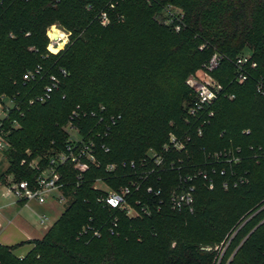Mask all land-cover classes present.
<instances>
[{"label": "trees", "instance_id": "16d2710c", "mask_svg": "<svg viewBox=\"0 0 264 264\" xmlns=\"http://www.w3.org/2000/svg\"><path fill=\"white\" fill-rule=\"evenodd\" d=\"M167 5L181 9L179 31L162 23ZM54 24L68 39L53 53L47 49V30ZM244 49L256 66L238 83L234 61ZM213 54L219 61L211 76L223 90L198 134L184 123V106L193 97L186 79ZM36 66L40 73L26 81ZM49 75L58 78L57 87L39 102L35 98ZM259 80L264 82V0H0V97H13L17 106L1 125L8 143L4 173L31 180L36 171L29 161L62 148L63 126L77 106L87 112L103 106L102 115L115 117L113 124L93 130L101 135L95 139L99 167H92L79 186L67 169L71 194L60 216L40 239L0 244V264H216L226 242V249L235 250L227 264H264V159L255 155L264 150ZM95 120H82L81 131ZM185 131L187 150L171 153L181 159L183 171L223 149L238 147L241 157L231 165L232 175L225 165L226 174L214 177L212 189L195 182L192 212L164 206L129 218L95 202L92 180L104 175L106 163L138 160L149 149L160 150L169 133ZM162 178L155 187L165 194L177 173L164 172ZM107 181L116 187L123 179ZM113 215L118 230L111 235L107 227ZM87 224L100 235L80 234ZM25 243L31 248L16 256L13 250Z\"/></svg>", "mask_w": 264, "mask_h": 264}, {"label": "built area", "instance_id": "2783aa9c", "mask_svg": "<svg viewBox=\"0 0 264 264\" xmlns=\"http://www.w3.org/2000/svg\"><path fill=\"white\" fill-rule=\"evenodd\" d=\"M161 18L163 24L171 25L175 31L180 30L182 13L176 7L167 5L163 8ZM101 22L105 24L108 19L103 17ZM48 38V46L50 43L59 41V37L54 39L48 35ZM48 46L47 49L50 50ZM218 61L219 57L213 54L202 69L197 70L186 79V84L192 90L193 97L184 106V123L189 126V129L195 128L198 134H201V129L213 116L212 106L222 94V85L211 76V71L217 66ZM234 65L235 79L238 83H242L248 78V68L255 67L256 63L246 53L239 55L235 59ZM40 71L41 67L36 66L34 70L27 72L24 79L32 81ZM62 72L65 73L64 70ZM48 79L43 93L35 98L39 102L49 98L52 90L57 87L58 78L55 75H49ZM256 91L264 95V82L262 80L256 83ZM227 97L232 98L233 95L230 94ZM32 102L33 99L29 101V104ZM13 107H17L13 97L7 95L0 97V149H6L8 146L5 138L6 133L1 125ZM103 110V106H100L98 110L89 112L80 110L78 106L72 110L66 124L63 126L67 138L62 148L45 158L39 157L29 161V167L36 171L35 176L31 180L11 179L8 183L9 194L17 201L33 200L43 204L51 200L57 205L61 204L65 207L71 194V190L68 189L69 181L67 180L66 170L70 169L74 173L75 185L79 186L85 174L92 167H99L100 165L95 153V139L101 135L100 132H93V130L100 123L106 124L109 122L113 124L115 121L114 116L108 118L102 115ZM86 118H95V124L89 127L88 131L82 132L81 121ZM14 126H17V124L15 123ZM106 128H108V125H106ZM189 141L190 135L186 131L180 135L169 133L167 142L160 150L149 149L138 160L131 159L122 160L119 163H106L103 166L104 175L96 176L92 180V189L98 192L94 198L95 202L106 210L123 213L129 218L142 215L149 216L154 212H160L164 206L172 211L186 210L192 212L196 189L195 182L201 180L208 189H212L215 184L214 177L225 175V165L230 170L231 165L238 164L241 157L238 147L236 149H223L208 154L206 160L201 164L190 168L188 171H183L181 159H173L171 153L180 152L181 150L186 151ZM104 151H107V148ZM255 155L264 159V150L260 149V152ZM217 165H221V168L218 169ZM168 171H175L177 180L170 185L164 194L161 188L155 186L157 183L162 182V174ZM233 173V171L230 172L231 175ZM107 178H122L123 182L116 187H112ZM236 184L237 182L234 181L233 185ZM222 186L225 189L228 187L226 179L222 181ZM46 221L45 215L39 216V224H45ZM117 230L118 218L117 215H113L108 221L107 231L113 235L117 233ZM85 233H91L96 237L100 235L99 230L90 224L82 227L80 234Z\"/></svg>", "mask_w": 264, "mask_h": 264}, {"label": "crops", "instance_id": "0c3cea01", "mask_svg": "<svg viewBox=\"0 0 264 264\" xmlns=\"http://www.w3.org/2000/svg\"><path fill=\"white\" fill-rule=\"evenodd\" d=\"M1 162L0 158V244L14 246L28 240L40 239L48 228L43 230L44 224H39L38 218L45 215L48 220L50 214L55 213L53 203H56L51 200L43 204L33 200L17 201L8 192V183L12 179L11 175L4 173L8 163L2 165ZM31 246L30 243L22 244L17 248L26 247L24 252L15 254V248L13 253L22 257Z\"/></svg>", "mask_w": 264, "mask_h": 264}, {"label": "rangeland", "instance_id": "374dc122", "mask_svg": "<svg viewBox=\"0 0 264 264\" xmlns=\"http://www.w3.org/2000/svg\"><path fill=\"white\" fill-rule=\"evenodd\" d=\"M176 9H178L179 11H181V9H179V8H176ZM158 18V17H157ZM52 28H55V29H57V30H59V31H61L62 32V34H63V36L62 37H59V41H62L63 42V44H62V46L58 49V50H60V49H62L63 47H64V45H65V43H66V41H67V39H68V33L66 32V30L65 29H63V28H61L59 25H57V24H54V25H52L51 27H49L48 28V30H47V37H48V35H49V32L51 31V29ZM50 36V35H49ZM62 38V39H61ZM49 39V38H48ZM59 41H56L57 43H50V45L48 46L49 47V49L51 50V52H53V49L52 48H58V43H59ZM49 50V51H50ZM57 50V51H58ZM56 51V52H57ZM246 49H244V53H246ZM54 53V52H53ZM1 87V86H0ZM1 89V88H0ZM5 148L4 149H0V158H1V163H2V165L4 164V163H6L7 164V159H6V155H5ZM37 158V157H36ZM53 209H54V211H55V213H51L50 214V218L46 221V223L44 224V225H42V227H43V230H45V229H47V228H49L51 225H52V223L54 222V220L59 216V214L64 210V207L61 205V204H59V205H57V204H54L53 203ZM197 232L198 233H200V235H201V232L199 231V230H197ZM227 242L225 243V244H223V245H221V247H220V250H219V253H218V257H217V259H216V264H227L228 263V261L232 258V256H233V253H234V251L235 250H232V249H226V246H227ZM26 249V247H19V248H17L16 250H15V254H20V253H22V252H24V250Z\"/></svg>", "mask_w": 264, "mask_h": 264}, {"label": "bare ground", "instance_id": "6f19581e", "mask_svg": "<svg viewBox=\"0 0 264 264\" xmlns=\"http://www.w3.org/2000/svg\"><path fill=\"white\" fill-rule=\"evenodd\" d=\"M49 35L51 37H53L54 39H57L58 37H62L63 34L61 31L55 29V28H52L51 31L49 32ZM62 39V38H61ZM63 42L62 41H59L58 43V48H52L53 49V52H56L61 46H62Z\"/></svg>", "mask_w": 264, "mask_h": 264}]
</instances>
